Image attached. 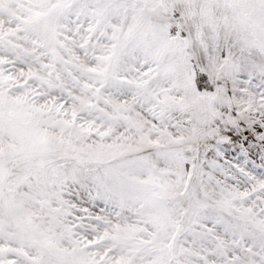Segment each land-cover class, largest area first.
<instances>
[{
	"label": "snow or ice",
	"instance_id": "1",
	"mask_svg": "<svg viewBox=\"0 0 264 264\" xmlns=\"http://www.w3.org/2000/svg\"><path fill=\"white\" fill-rule=\"evenodd\" d=\"M0 264H264V0H0Z\"/></svg>",
	"mask_w": 264,
	"mask_h": 264
}]
</instances>
